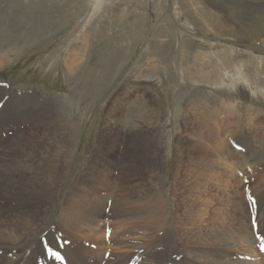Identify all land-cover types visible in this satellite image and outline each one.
I'll use <instances>...</instances> for the list:
<instances>
[{"label": "rangeland", "instance_id": "374dc122", "mask_svg": "<svg viewBox=\"0 0 264 264\" xmlns=\"http://www.w3.org/2000/svg\"><path fill=\"white\" fill-rule=\"evenodd\" d=\"M227 2L230 13H243V0ZM263 3V0H255L246 4L254 13L246 11L244 15L255 16L252 22L256 25L258 7ZM218 16L219 12L205 0H99V3L97 0H0V151L11 149V145H15L10 143L12 137L17 134L32 132L30 135L34 140L41 136L43 128L44 133L54 137V118H64L74 130L67 149L68 164L59 169L53 180L59 191L56 199L46 204L49 212L45 223L57 217L60 203L75 180L98 186L90 166L97 163V156L115 155L113 163L116 166L109 162L104 166L112 172V177L118 178L123 152V159L136 161V167L130 173L125 171V176L117 182L119 185L111 183L110 188L122 191L130 199L136 198L132 197L133 189H152L159 194L161 210L169 225L176 215L174 213L179 215L177 218H183L188 212L186 204L188 206L192 200H199L205 194V199L215 208L221 205L220 202L230 204L229 192L224 189L227 178L222 170L218 171V181H208L210 184L199 188V193L195 192L194 178L187 175L197 170L194 168L197 165L195 158L199 153L193 152V144L211 146L189 124L192 116L187 103L191 97L197 103L199 99L203 107L210 106L220 121L223 120L218 116L219 110L233 104L237 114H226L229 119L225 121L227 124L232 122L231 126L228 124L231 128L237 126L238 133L245 127L243 123L249 107L259 109V117L264 115V39L251 44L224 38L225 33L219 35L216 31ZM206 73L208 75L204 76ZM10 89L17 92L16 99L9 100ZM8 101L21 109L30 105L34 113L32 127L17 120L18 123L7 127L8 119L13 121L6 109L10 106ZM151 109L155 115L142 120L140 114ZM241 113L242 119L239 120ZM48 122L53 124L45 128ZM261 124L258 121L248 127L254 136L259 133L254 142L247 140L256 142V145L249 144L250 149L243 145L240 150L243 154L253 152L249 157L250 166L244 169L253 168L264 173V128H260L264 127V122ZM256 127L262 134L258 131L255 135ZM117 130L121 135L119 142L114 140ZM258 137H262L260 141ZM132 139L135 141L133 145ZM126 141L131 143L128 145L132 150L125 145ZM243 172L246 177L241 184L243 199L246 207L249 206V223L253 220L252 230L255 227L253 232L258 234L255 244L257 260L250 252L243 253L248 256V262L264 264V223L263 218L259 220L264 209V186L257 188L252 184L259 172L254 177ZM110 190L106 189L104 194L108 196ZM253 190L259 194L255 195ZM149 195L146 193L147 198ZM224 195L226 197L222 198ZM109 200L119 203L123 199L111 194ZM108 231L105 228V233ZM87 232L84 230L85 234ZM30 244L31 241L20 244L8 253L7 259L22 258ZM104 246L106 244L102 242L93 248L84 246L83 260L97 264ZM111 246L112 250L117 249V246ZM171 247L177 251L174 239ZM105 255L109 257L104 253V259ZM54 259L57 260L54 264L58 261L64 263L63 259ZM182 259L178 257L167 264H182ZM208 261L189 264H212Z\"/></svg>", "mask_w": 264, "mask_h": 264}, {"label": "bare ground", "instance_id": "6f19581e", "mask_svg": "<svg viewBox=\"0 0 264 264\" xmlns=\"http://www.w3.org/2000/svg\"><path fill=\"white\" fill-rule=\"evenodd\" d=\"M227 1L205 0L211 8H214L220 14L217 17V33L219 35L225 33L223 35L224 38H232L242 43L252 44L264 39V11L262 10L264 9V3L261 7H258L260 11L258 24L256 25L255 22H252L255 16L249 18L244 15L246 11H249L251 14L254 13L246 4L253 3L255 0H243V4L245 5L243 13L238 14H232L230 13L231 11H228ZM97 3H99V0H97ZM262 43L264 44V42ZM207 75L208 73L204 76ZM9 92V100L16 99L17 92L15 93L11 89ZM22 94L24 95V93ZM198 102L192 100L191 97L187 103L189 115L191 113L192 116L189 119V124L193 126V130L198 132L200 136L203 135L205 140L210 142L211 146L200 147L197 143L193 144V152L196 150L195 152L199 153V156L195 158L197 165L194 168L197 170H194L193 174L190 171L187 175L194 178L193 186L195 192L199 193L201 191L199 188L207 187L205 185L210 184L207 183L208 181L211 183L217 182L218 171L222 170L227 178L224 181V189L229 192L230 198L228 201L230 204L220 202L221 205L217 207L223 209L215 208L205 199L207 196L205 194L199 200H192L188 206L186 204L185 209L188 207V212H185L183 218H177L179 215L174 213L177 216L173 217L172 224L169 225L166 222L167 217H165L162 213L163 210H161L162 205H160L159 194H155L151 191L152 189L144 186L143 192L141 189H133L132 193H134L132 197L136 196V198L130 199L124 193L122 194V191L119 192L115 188L113 190L110 188L111 183L114 185L118 184L119 179L122 180L126 173L134 171V167H136V161L123 159V152L122 158L120 157L122 165H120L118 170V178L112 177V172H109L110 170L104 166L105 162L107 164L108 162L109 164L113 163L115 155L97 156L99 157V159L96 157L98 159L97 163L95 162V165L90 164V166L92 165L93 167L94 179L98 181V186L96 187V185L93 186L92 184L88 186L75 180L60 203L57 217L52 222L45 223L44 221L47 219L46 213L49 212L46 204L54 201L59 191L58 186L53 180L58 175V172H60V168L68 164L67 149L74 135V130L71 129L72 126L68 121L61 117L57 119L53 117L54 119L52 120H55L56 123L54 125H52L53 123L49 124L50 120L45 125V128L52 125L54 131H51L54 137L49 133H44L43 128L40 131L41 136H37V139L34 140L32 135H30L32 132H26L21 135L16 133L17 135L12 137L13 142H10L15 145H11V149H2L0 151V264H54L57 260L55 261L54 257L50 256L49 253L51 252L49 249L52 252H58L63 258L64 263L59 259L62 262L58 261V264H93L83 260L82 249L84 246L93 248L101 242L105 243L106 246H104L105 248L100 259L96 260L97 264H167L178 257L184 258L181 261L182 264L206 260H209L208 262L211 261L212 264L217 263V261H221V264H254L251 263L252 261L248 262V256L243 253V251L250 252L251 256L257 260V248L255 244L256 240H258V234L253 232L255 227L252 230L253 220H250L252 221L251 224L249 223L247 212V207L249 206L246 207L244 202L241 189L243 186L241 184L246 179L243 171L253 175V177L259 172L256 181V177L254 178L255 183L252 184H256L257 188L262 187L264 186V173L256 171L252 167V169L243 168L250 166L249 157L251 158L253 152L243 154L240 146L245 145L246 148L250 149L249 144L256 145V142H252L257 140L255 138L259 134L257 132L261 133V131L256 127L257 131H255V135H257L254 136V132L251 133L248 127L249 125H256L258 121L263 124L264 115L262 114L259 117L257 112L259 109L256 111L254 108L251 109L249 107L248 111H246L247 116L244 118L243 124L245 127L238 133V130L235 129L237 126L231 128L230 124L232 122L228 123L230 126L227 124L229 116L226 119V114L228 113L231 115L233 113L237 114V111L233 110V104L231 106L229 104L227 108L219 110L218 116L223 120L220 121L216 117L217 115L215 116V112L210 110V106L209 108H205L199 99ZM17 106L11 104L6 108L10 111L9 113L12 115L11 118L13 120L11 122L10 118L8 119L7 127L18 122H25L32 127L34 113L30 105H25L22 109ZM154 115L155 111L151 109L140 114V118L147 120ZM241 117L242 113L239 120L242 119ZM257 118H259L258 121ZM41 126L43 127V124ZM260 128L263 129L264 127ZM115 137L116 139L114 137L113 139L119 142L121 138L119 130H117ZM260 139L258 137L259 141ZM247 140L252 142H247ZM130 142L132 145L135 144L134 139ZM130 142L126 141L125 145L129 147L128 143ZM0 144L2 145V139H0ZM129 150L132 149L129 147ZM101 164L103 167H100ZM114 165L115 162L113 163ZM125 171L129 172L125 173ZM103 185H106V187ZM249 186L251 185L249 184ZM128 187L129 189L131 188L129 185ZM106 189H111L108 196L104 194ZM118 190L122 189L119 188ZM253 191L255 195L259 194L257 193L258 191ZM146 193L150 194L149 198L146 197ZM111 194L113 196H120L123 200L119 203L111 202L109 200V195ZM251 196L254 197L253 193ZM224 197L226 196L224 195L222 198ZM259 197L263 196L260 195ZM172 204L174 203L172 202ZM180 205L182 204L180 203ZM178 207L181 209V206ZM105 211L108 213H105ZM262 212L259 215V220L263 218L262 222L264 223V209ZM252 215L254 214L252 213ZM222 216L226 217L222 218ZM105 228L109 229L106 233ZM84 230L88 231L87 234L84 233ZM173 239L176 241L177 251L171 247ZM26 241H31V244L24 251L22 258L18 257L15 260H8V253L13 252L14 249L18 248L17 246ZM111 244L117 246L115 251L112 250ZM261 246L263 245L261 244ZM216 250H219V252ZM104 253H108L109 257L107 258V255H105L106 259H104ZM179 260L181 259L179 258Z\"/></svg>", "mask_w": 264, "mask_h": 264}, {"label": "snow or ice", "instance_id": "6c2138e0", "mask_svg": "<svg viewBox=\"0 0 264 264\" xmlns=\"http://www.w3.org/2000/svg\"><path fill=\"white\" fill-rule=\"evenodd\" d=\"M249 199H251V197H249ZM254 203V202H253ZM49 251L51 252V254L56 258V259H63L60 254L58 252H52L51 249H49Z\"/></svg>", "mask_w": 264, "mask_h": 264}]
</instances>
